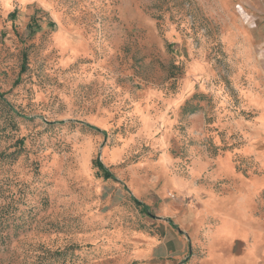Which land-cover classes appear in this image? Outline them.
Here are the masks:
<instances>
[{
	"label": "rangeland",
	"instance_id": "rangeland-1",
	"mask_svg": "<svg viewBox=\"0 0 264 264\" xmlns=\"http://www.w3.org/2000/svg\"><path fill=\"white\" fill-rule=\"evenodd\" d=\"M229 7L0 0V264L209 258L208 173L256 167ZM169 233L182 255L160 256Z\"/></svg>",
	"mask_w": 264,
	"mask_h": 264
},
{
	"label": "crops",
	"instance_id": "crops-1",
	"mask_svg": "<svg viewBox=\"0 0 264 264\" xmlns=\"http://www.w3.org/2000/svg\"><path fill=\"white\" fill-rule=\"evenodd\" d=\"M227 3L247 74L248 86L242 94L245 104L255 110L253 128L245 131L240 151L246 158L253 156L256 167L243 174L235 169L232 157L224 155L208 173L209 184L201 203L211 220L206 246L210 255L208 258L207 253L201 264H264V0ZM218 184L221 188L216 190ZM220 223H225V228L218 231ZM185 240L183 234L169 233L159 247L160 256L182 255ZM147 251L146 247L140 250Z\"/></svg>",
	"mask_w": 264,
	"mask_h": 264
},
{
	"label": "trees",
	"instance_id": "trees-1",
	"mask_svg": "<svg viewBox=\"0 0 264 264\" xmlns=\"http://www.w3.org/2000/svg\"><path fill=\"white\" fill-rule=\"evenodd\" d=\"M94 165L98 167L102 171V176L104 178H110L112 175L102 166V164L99 161H95Z\"/></svg>",
	"mask_w": 264,
	"mask_h": 264
}]
</instances>
